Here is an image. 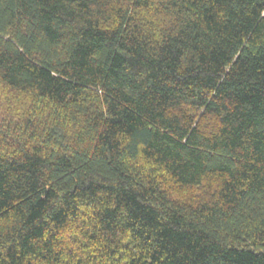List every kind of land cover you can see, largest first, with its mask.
<instances>
[{
	"label": "trees",
	"instance_id": "16d2710c",
	"mask_svg": "<svg viewBox=\"0 0 264 264\" xmlns=\"http://www.w3.org/2000/svg\"><path fill=\"white\" fill-rule=\"evenodd\" d=\"M0 264H264V0H0Z\"/></svg>",
	"mask_w": 264,
	"mask_h": 264
},
{
	"label": "rangeland",
	"instance_id": "374dc122",
	"mask_svg": "<svg viewBox=\"0 0 264 264\" xmlns=\"http://www.w3.org/2000/svg\"><path fill=\"white\" fill-rule=\"evenodd\" d=\"M199 192H200V191L195 192V193L193 192L191 195L189 194L190 196H189V195H188V196H189L190 198H191V196H192V197L194 196L195 198H198L199 196H204V195L202 194V192L200 193V195H197ZM194 194H195V195H194ZM201 194H202V195H201ZM188 196H187V197H188Z\"/></svg>",
	"mask_w": 264,
	"mask_h": 264
}]
</instances>
